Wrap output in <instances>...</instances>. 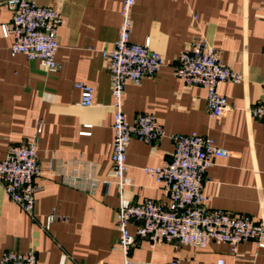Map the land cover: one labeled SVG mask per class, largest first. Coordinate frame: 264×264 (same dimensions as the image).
Here are the masks:
<instances>
[{"label": "crops", "instance_id": "1", "mask_svg": "<svg viewBox=\"0 0 264 264\" xmlns=\"http://www.w3.org/2000/svg\"><path fill=\"white\" fill-rule=\"evenodd\" d=\"M5 1L0 0V161L12 146L32 141L41 124L43 173L35 179V220L7 198L0 184V260L6 251L35 250L38 264H122L123 254L115 249L120 237L116 212L145 199L169 205L166 190L144 168L171 160L177 134L196 132L230 152L214 159L207 172L209 207L264 224V119L250 113L264 103V0H136L131 39L137 44L149 40L163 66L140 86L127 84L123 112L129 121L154 115L164 136L156 144L132 140L127 175L133 185L124 190L114 183L113 97L102 54L118 38L125 0H34L65 20L58 32L57 72L23 54L11 55L14 37L2 32L12 20ZM203 37L244 78L239 84H219L229 105L221 118L208 114L205 88L186 85L174 74L180 54ZM79 83L94 88L92 106L81 105ZM53 212L59 219L45 230ZM129 229L136 237L133 264H167L176 258L181 264L220 259L264 264V248L255 241L241 243L236 253L216 242L176 249L139 238L136 225Z\"/></svg>", "mask_w": 264, "mask_h": 264}, {"label": "built area", "instance_id": "2", "mask_svg": "<svg viewBox=\"0 0 264 264\" xmlns=\"http://www.w3.org/2000/svg\"><path fill=\"white\" fill-rule=\"evenodd\" d=\"M5 4L12 20L10 25L2 26V32L5 37H14L11 55L23 54L51 72L59 71L61 66L56 56L60 48L58 32L65 23L62 14L39 6L34 0H6ZM135 4L136 0H125L120 12L122 23L118 38L113 47L102 54L111 81L114 108L112 164L114 183L120 190L133 185L127 175L128 148L132 140L156 144L164 136L163 127L154 115L140 114L129 121L123 112L127 84L140 86L145 77L155 76L163 66L161 55L151 49L149 40L137 44L131 39ZM174 74L186 85L207 90V111L213 118L224 116L229 107L227 98L218 91L219 84H239L244 80L242 74L219 58L205 37L196 39L180 54ZM76 88L81 91V105L92 106L94 88L83 83L76 84ZM250 113L253 118L264 119V103L256 104ZM42 130L39 124L32 141L12 146L8 156L0 161V184L7 198L33 220L38 190L35 179L43 173L38 157ZM172 140L175 149L171 160L144 168L145 174L166 190L169 205L145 199L139 204L123 205L116 212L115 223L120 237L115 249L123 254L122 264H133L131 251L136 237L130 233L131 225L137 226L139 238L147 239L153 245L169 243L176 249L183 246L205 248L216 242L230 245L236 253L239 245L246 241H255L264 248V224H256L249 217H236L211 209L210 198L204 193L207 172L214 159L227 158L230 152L219 147L213 138L196 132L177 134ZM58 219L55 212L49 215L45 230ZM0 264H38V256L35 250L27 253L6 251ZM167 264L181 262L176 258ZM217 264L231 263L220 259Z\"/></svg>", "mask_w": 264, "mask_h": 264}]
</instances>
